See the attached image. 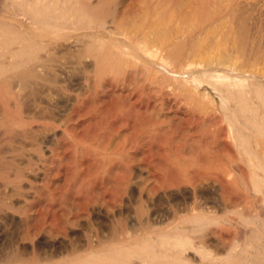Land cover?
<instances>
[{
	"label": "bare ground",
	"instance_id": "bare-ground-1",
	"mask_svg": "<svg viewBox=\"0 0 264 264\" xmlns=\"http://www.w3.org/2000/svg\"><path fill=\"white\" fill-rule=\"evenodd\" d=\"M12 1L21 7L16 8L11 14L3 12L0 17V81L2 82L0 96L3 97L6 106L4 115L0 114L2 115L0 126H5L6 122H9L7 124L9 129L6 131L12 139L10 143L16 144L22 140V143L20 142L22 145L20 147L10 145V149L0 150V188L5 189V196L7 195L8 199L12 196H21L19 195L23 191L21 182L28 177V174H36L39 171L38 162L47 161L42 151L46 147L41 145L42 142L45 143V138L40 143L38 130L42 128L54 132L56 128L62 127L64 137L57 140L58 146L61 145L62 149H65L66 155L70 152L68 157L71 159L73 157V160L79 163L74 162L76 168L81 165L78 166L80 169L75 171V176L79 175L78 177L83 178L82 174H84V181L87 180L91 185L101 183L108 187L109 184L108 189L106 188L107 192L108 190L110 192L107 202L111 206L115 205L121 198L119 197L121 192L126 193L132 187L135 152L138 148L148 145L153 131L162 129V122L152 117L153 108L160 101L163 105L168 103L167 111L172 115L169 124L166 121L170 119L165 120V143L180 139L176 142H179L178 146L176 143L174 145L177 147L178 155L176 154L173 160H170L172 156L165 157L166 164L171 161L170 170L174 171L171 172V180L167 179V182L172 181L168 185L182 186L186 182L202 181V179L207 182L208 179H214L221 183L220 188L222 187L229 195L238 192V197L243 194L247 198L249 194L264 193V83L261 81L264 75V56L263 52L260 53L263 56L261 57L259 52L255 51L251 54L253 50L250 52L247 50L248 47L245 45L249 38L248 25L245 24L247 20H244V15L238 16L237 0H214V9L210 3L211 7L207 9V13L202 12L203 15L200 14L205 3L177 0L181 5L176 3L179 9L176 7L170 17L163 5L167 0ZM175 1L170 0L172 3ZM199 15L203 19L200 20ZM210 32L220 37L214 35L223 42L222 46L214 47L213 43L216 41L214 36L215 41L210 38L213 43L205 44L206 42L201 41L200 37L206 33L211 34ZM208 36L202 39L206 40ZM227 41L238 44L237 51L228 48L225 45ZM218 42H215V46ZM2 48L6 50L1 52ZM160 49L172 58L175 67L169 68L149 54ZM61 50L70 53V63L76 69L79 67L90 69L88 71L90 74L86 76L89 81L87 95L77 98L71 111L69 110L71 113L68 119L65 121L62 119L63 122L58 123L57 118L55 121L52 113L55 111L51 107L39 113L35 112L36 114L28 116L27 120L17 121L9 112L11 102L23 94L26 83H30L27 82L28 79L43 78L56 69L52 64L54 59L51 56ZM188 65H191L190 70H186ZM143 80L148 83L145 84ZM150 80L157 82L156 88L151 85ZM54 82L56 84V81ZM204 84L211 85L221 93L224 105L233 103L231 114L226 117V125L222 120L216 121L217 117L210 119L211 117L208 116L210 113L206 117L204 114L207 113H200L202 110L197 107L199 112L197 109L195 111L191 106L190 100L196 95L199 96ZM117 90L119 92L121 90L122 93L115 96ZM101 92L106 96L109 93L110 99L108 101L104 99ZM186 100L193 107V110L190 109L192 111H188L192 114L196 112L197 115L195 113L191 118L187 117L191 119V127H186L187 130L181 131L180 134L175 120L177 122L178 113L187 104L184 103ZM192 100L195 102V99ZM201 105L203 103L200 107ZM74 117H77L79 122L85 118L89 119L90 122L87 119V126L85 125L86 129L82 127L85 133L81 130V133H78L75 131V126L72 127ZM184 119L180 121L187 123L188 121ZM13 127L18 128L19 131L14 130ZM90 132L93 133L91 137ZM198 133L201 134V139L195 140L194 137ZM229 135L236 141L240 152L239 160L247 165L251 173V181L254 183L252 188L245 190L242 188L243 184L240 187L237 181L235 187L237 185V188L241 189L236 188L234 194H230L233 185L231 183L237 179L232 181V178L242 176L245 170L240 168L244 164H240L238 168L234 165L238 160L234 158L235 155L230 154L226 142ZM191 141L194 145H189L190 148L199 145L202 151L200 150L194 162L191 160L185 162L181 152H185V148L188 149V143L191 144ZM171 146L173 145L170 143ZM47 149L49 150L48 147ZM218 150L227 152V156L221 155V152L216 155ZM32 152L39 154L37 157L39 161L33 157ZM50 153L53 157L57 155L58 159L59 155L56 154L55 148L50 149ZM66 155L59 157L61 159L64 157L65 160ZM238 197L236 199L240 202L242 200L241 203L244 201L246 203L245 197L244 201L242 196L241 199ZM234 199L232 200L231 197L230 202L233 203ZM236 199L235 201H238ZM251 200L249 199L250 202ZM227 201L230 204L229 200ZM227 201H224V204ZM256 201L252 205L249 203L248 208L253 210ZM7 203L4 199H0V207L9 206ZM245 203L241 205L242 208L244 207L243 212L239 213L238 220L241 223L237 222L240 226L242 224L244 229L241 227L242 230L235 231L238 237L235 236L237 239L234 237L231 242H227L232 238V236L229 238L228 234L231 232L228 230L230 228H226L227 225L225 228L221 226L222 221L226 222L227 218L209 217L204 214H208L207 212L192 213V209L191 213L181 212L180 215L173 211L171 223L174 225L170 231L154 233L149 231L147 226L142 227V225L138 233L134 232L137 234H132L128 229H115L110 239V246L95 247L90 243L86 249L72 248L66 257L59 259L60 261H54L50 256L43 258L36 254L29 257L30 259H25L24 256L18 257L16 252L13 259L9 256L10 260H8L6 256L4 262L7 260L10 261L8 264H264V198L262 204H258L260 211L256 214H247ZM182 210L184 212V209ZM186 210L189 211L188 208ZM222 210L224 211V208ZM228 210L225 206V212ZM240 210L235 211L240 212ZM213 222L215 224L221 222L219 225L221 228H218L221 230L224 228L220 233L218 229L219 236L213 231L210 234H200L205 232L204 228L208 229V226L205 227L206 223L214 224ZM230 224L233 228L232 223ZM95 237L101 245L104 239L100 232H96ZM198 237L201 241H195Z\"/></svg>",
	"mask_w": 264,
	"mask_h": 264
},
{
	"label": "rangeland",
	"instance_id": "rangeland-1",
	"mask_svg": "<svg viewBox=\"0 0 264 264\" xmlns=\"http://www.w3.org/2000/svg\"><path fill=\"white\" fill-rule=\"evenodd\" d=\"M193 1L196 3H200V4L205 3L204 6L202 5V8H201L202 10L200 9L201 13L208 12L209 7H211L209 5L210 3L213 6L212 8L214 9V4H213L214 0H208L210 1L209 3L206 2L207 0H193ZM237 2H238L237 8H239V11L237 10L238 12L237 14H239L238 16L244 15V20L246 19L247 21L246 20L245 21L247 23L245 21L244 22L245 24L248 25L247 28L249 30V38L246 41L247 44H245L247 45L248 49L247 47L246 49L249 52L253 50L251 54H254L255 51L259 52V54L260 53L262 54L263 52L262 55L264 56V0H237ZM164 3H165L163 4L164 9L166 10L168 16L169 17L172 16L171 15L173 14L172 12L176 10V7L178 6L176 5V3L179 4L178 1L176 0L174 3H172L170 2V0H167ZM179 5H181V3ZM205 5L207 6L209 5L208 8ZM19 7L21 6L15 5L12 0H0V17L2 16L1 14H3V12L11 14L14 12L16 8H19ZM177 9H179V7H177ZM205 9L206 10L208 9V10L205 11ZM210 11H211V8H210ZM240 12H241V15H240ZM203 13L200 15H203ZM205 16L206 15L204 14V18ZM201 19H203L202 16L200 17V20ZM164 21H165V17H164ZM210 33L211 34L206 33L207 36L209 35L208 38L206 39L207 41L202 39L204 36H205L204 39L206 38L205 34H203L204 36L200 37L201 41L206 42L205 44L213 43L215 40H216L215 41L216 43L219 41L217 46H215L216 45L215 42L213 43L214 47L219 48L218 46L221 45L223 42H220L221 41L219 39L220 37L215 35L216 33H212V32ZM214 35L219 38L217 39ZM213 36L215 40L213 39ZM210 38L214 41L210 40ZM202 44L205 45L204 43ZM225 45H227L228 48H230L234 52L237 51L238 49L237 48L238 44L235 45V42L233 41L232 42L227 41ZM3 50L5 51L6 48H2L1 52ZM165 53L166 52L164 50L160 49V50L151 51L149 54H151L154 59L160 60L162 63H164L169 68L175 67L174 66L175 63L172 60V58L168 57V55ZM261 54L260 56L263 57ZM52 55L53 56L51 57L52 59H54L52 64L55 65V68L57 69V71H55L56 70L55 69L53 70L54 72L52 71V73L44 76L43 78L44 79L46 78L45 81L43 78L31 79V80L28 79L27 82H30V83L28 84L26 83L27 86L26 85L25 86L28 88L25 87V91L23 92L24 95L22 94L23 96L21 95L18 99L11 102L9 112L10 114L14 115L17 121L19 120L21 121L25 119L27 120V117L31 115H35L36 114L35 112L39 113L41 111H45L47 107L49 108L51 107L53 111H55V112H52L54 113L53 117L55 121L57 118L59 119L57 120L58 123L63 122V120L65 121L68 119L69 114L71 113L70 112L71 107L76 102L77 98H81L82 96H84V94L87 95L86 93H88L87 91L89 89L88 88L89 81H87L86 76L90 74L88 72L90 69L89 68L85 69L84 67L83 68L79 67L76 69L70 63L71 61L70 53L65 52L64 50L59 51L58 54L54 53ZM65 66L67 67L65 68ZM262 66L263 64L261 65V67ZM190 67L191 65H188L186 67V70H188ZM58 70L60 71L58 72ZM186 76H188V74ZM51 80L56 81V84L54 81H51ZM261 81L264 83V75ZM38 82H39V85H38ZM143 82L145 83V80H143ZM153 82L154 81L150 80L151 85L156 88L157 82H154L155 84ZM1 83L2 82L0 81V84ZM41 86L43 88H41ZM37 92L40 94H37ZM102 93L103 92H101V95L103 96V98L108 101L110 99L109 93H107V96L104 95V93L103 94ZM118 93L121 94L122 91L120 90L119 92V90H117L114 95L117 96L119 95ZM0 97L2 98V99L0 98V114L4 115L5 107H6L5 101L3 100L2 96ZM195 97H198V98L196 99ZM192 99H195V102ZM192 99L190 100V103H191V106L194 107L195 111H197L198 110L197 108H199V110L200 109L202 110V112L200 111V113H203V114L207 113V114H204V116L207 117L208 113H210L208 116H210L211 118L210 117L208 118L215 119V117H217V119H215L216 121L222 120L224 122L223 123L224 125L227 124L226 117L231 114V109L233 108L234 105L233 103H228L224 105L222 101L221 93L217 91L216 89H214V87H212L209 84H204L203 87L200 89L199 96L196 95ZM198 101H199V104H198ZM186 102L187 100L184 103ZM188 102L185 106L182 107V110L178 113V119L180 117H182V119H179V120L177 119V122L175 120V125L177 124L176 126L179 127L178 129H180V132L181 131L184 132V130H187L188 127H191V119L189 120L188 118H191V116H193V114L196 113L195 112L192 114L190 112L193 110V107H191L190 103ZM201 103H203V105H201L200 107ZM196 104L199 106H197ZM167 107L169 108L168 103L167 104L164 103L163 105L162 101H160V102H157L156 107L153 108V113L151 110V113L153 114L152 117H154L153 119L156 118L160 120V123L162 122L163 124V125L161 124L162 129L160 131H153L152 138L150 139L151 141L149 140V143L147 142L148 145L143 148L142 147L138 148L137 151L135 152V162L133 165V172H132V179L134 181L132 180V187L129 190H127L126 193L124 191L121 192L122 194L119 195V197H121L119 198L120 200L116 202L117 205L116 203L115 205H112L113 207L109 205L107 202L109 201L110 192L109 190L107 192L106 188L108 189L109 184H108V187L103 186L101 183H94V184L92 183L91 185V183H88L87 180L84 181L83 179L84 174H82L83 178H80L81 176L78 177L79 175L75 176L76 174L75 171L77 169H80L78 168L79 165L76 168L75 163L77 162L73 160V157L72 159L69 158L70 152H68V155H66L67 153H65L64 151L65 149L64 148L62 149L61 145L60 147L58 146L57 140L61 137H64L62 127L56 128L54 132L53 131L51 132L47 129L45 130L42 128L38 130L39 132L37 133L40 139V143L45 138V143L42 142L41 145L42 147H46L42 151L45 156L44 158H47V161L38 162L39 160L37 157L39 154L32 152L33 157L34 158L36 157V159L38 160L37 161L35 159L39 163V166H37L39 171L36 174H28V177L24 181L21 182L23 185V191H21L19 194L21 196H17V197L12 196L10 197L11 199H8L7 195L5 196V189L3 187L0 188V193H2L0 194V199L2 200L4 199L5 202H8L7 204H9V206L5 205L3 207H0V211H1L0 212V253H1L0 256L2 255L1 259H3V260L0 259V264H3L4 260L8 258L9 256L10 258L12 257L13 259L15 257L14 255L16 254L18 257L24 256L23 258L25 259L27 258L30 259L31 256L36 254V255H40L43 258L44 256L45 258L51 257L50 259L53 258L54 261H60L61 259L66 257L67 253L72 248L79 247L78 249H84V248L86 249L88 247V244L90 243H91L90 245H93L95 247L110 246L111 245L110 239L112 238V234L114 233L113 231H115V229L116 230L128 229L130 232L132 231L131 232L132 234H137L139 230L141 229V225H142V227L147 226L148 230L154 233L170 231L174 225V223H171V218H172V215H174V212L175 214L179 213L180 215L182 213L184 214L189 213L192 209H193L191 211L192 213L207 212L208 214L206 213L204 214L207 216L209 215V217L211 216L219 217V219L227 218L226 222L225 220L222 221L223 222L222 224L221 222H216V224L215 222H213L214 224L206 223L205 227L208 226V229L204 228V230L206 229L205 230L206 233L203 231V232H200V234L202 233L210 234L213 231L215 234H217V236H219L218 227H220L219 225L221 224V226L224 228L226 227L225 225H227L226 228H230L228 230H231V232H228V234L230 236L229 238H231V236L232 238L228 239L230 241L227 240V242L233 241L235 236L238 237V235H235L236 232H238L239 229L240 230L244 229V226L242 224L240 226L241 222L238 219H240L239 213H241V211L243 212L244 210L243 209L244 207L242 208L241 205L245 203L244 197L246 198V195L245 196H243V194L241 195L244 201L243 203H241L242 200L240 202V200L236 199V197L239 196V193L237 192L236 194H234L237 188V185L235 187V184L238 181L237 184L238 185L240 184L239 185L240 187L243 184L242 188L247 189L249 187L252 188L254 186V183L251 181L252 180L251 173L248 170L247 165L244 164L243 161L241 163V160H239L240 152H239L236 141L234 140L233 136H230V135L226 139V142L231 152L230 154L235 155L234 158L238 160L237 163L234 164L235 167L237 166L238 168L241 166L240 164H244L240 168L241 169L244 168L245 172L244 170L243 172L245 174L243 173V175H246V176H243L241 174L242 176H235V178L231 177L232 181L237 179L234 182L231 181V178L229 179L232 182L231 184H233L231 185L230 194H234L235 196L225 193L226 191L222 189V187L220 188V186H222L221 183L214 179L212 180L208 179L207 182L206 180H203V179L202 181L196 180V182L195 181H192L189 183L186 182L187 184L183 183L182 186L178 185L179 187L171 184L172 186H174V187H171L170 185H168V183L170 184V182L172 183V181L167 182V179L171 180L170 177H172L171 172L173 170H170V166L172 165V163H170L171 162L170 161V162H167L166 164L167 159H165V157L172 156L170 160H173V158L176 157V154L178 155V153H176V148H177L176 146H178L179 142L178 143L176 142L179 138L177 140L175 139L173 142L172 140L171 142L167 141V144L169 146L165 143V120L170 119L169 121H166L167 124H169L172 120L171 119L172 115L169 114L170 111L169 112L167 111L168 110ZM187 107H190V108H187ZM191 108L192 110H190ZM2 115H0V119ZM195 115H197V113ZM212 116L214 118H212ZM184 117L186 118L188 117V118L184 119ZM76 118L74 117L73 118L74 120H72V124L73 123L75 124V125L73 124L72 127L75 126V131H78V133H81V131L85 133L86 131L83 130L82 127L86 129L85 125L87 126L89 119L85 118L83 119L84 121L82 120L81 122H79L80 120ZM183 119L184 121H188V122L186 123V122L180 121ZM189 122H190V125H189ZM6 123L9 124V122H6ZM79 123L81 124V126ZM7 124H5V126H0V150L1 148H4L6 150L10 149V145L11 146L16 145V147L18 146L20 147L22 145L21 144L22 140H20L21 143L20 142H16V144L15 142L10 143L12 139L10 138V135L7 133L8 131H6L9 129ZM13 129L19 131L18 128L13 127ZM182 132L180 134H182ZM83 133L81 135H83ZM90 133L91 135L89 134L88 135L91 137L93 133L92 132ZM200 136L201 134L198 133L196 134L194 139L200 140L201 139ZM46 140H49L50 142ZM178 141H180V139ZM192 142L193 141H191V144L188 143V149L185 148L184 149L185 152L183 151L181 152L183 155L179 153V155H181V157L184 160H186L185 162H190V160L194 162V160H197L196 158L198 157V154H200V152L202 151L201 148L198 147L199 145L192 147L194 145ZM170 143L173 146L175 145V143L177 144L176 146H174L175 149L172 148L173 146L170 147ZM189 145H192L191 148ZM14 146L13 148H15ZM47 147L49 148V150L47 149ZM54 148H55V152H57L56 154H58L59 156L66 155L65 160H64V157L63 159H61L59 156L57 159V155L55 156L56 158L53 157V154L50 153V149L52 150ZM172 149L175 150V153H174V150ZM62 150L64 151L65 154L63 153ZM166 150L168 152H166ZM195 152H197V154ZM220 152H221V155L227 156L226 154L227 152L225 151L223 152V151L218 150V153L216 152L215 153L216 155L217 154L219 155ZM7 155H10V154H7ZM59 163L61 164L59 165ZM73 166H75V168ZM235 169L236 168H234V171L237 172V169L236 170ZM86 176L87 175L85 174V178ZM239 177L241 179L242 177H245V178L240 180ZM197 182H200V183H197ZM84 184L86 185L83 187ZM232 188L235 191H233ZM237 189H241V188H237ZM23 194L25 197L23 196ZM263 194H264L263 192H258L256 193V195L249 194L250 196H247V198L249 197L248 199L246 198V203H245L247 206V207L245 206V212H247V214L248 213L250 214L259 213L258 212L260 211L259 205L262 204V199L264 198ZM251 195L254 197L256 196V198L258 197L259 198L254 199V197H252ZM3 196L4 198H2ZM226 197H227V200H229V202H230L231 197H232V200L235 198L238 201H235L234 199L235 202L231 200L233 203L230 202L229 204L228 201L226 200ZM240 197L238 198L241 199ZM249 199L250 200L252 199L251 202L249 201ZM259 199L261 201H259ZM224 201H227V203H225L226 205L224 204ZM248 201L249 203H251V205L253 204V202L256 201V204L254 203L255 205H253L254 206L253 210L248 208V206L250 205ZM237 202L241 204H238ZM225 206H226V210L229 209L227 212H225ZM222 207L224 208V211L222 210L223 209ZM187 208L189 209V211L186 210ZM246 208H247V211H246ZM182 209H184V212ZM198 210L199 212H197ZM235 210L236 211L240 210V212H236ZM238 221L240 223H237ZM230 223H232L233 228H231ZM237 226H239L238 229H237ZM241 227L243 228L241 229ZM224 228H222V230ZM215 230L217 231V233ZM222 230L219 229V233ZM96 232H100V234L103 236L104 241L101 245H99V243L96 240V237H95ZM134 232H137V233H134ZM199 237L195 239V241H201V238ZM235 239L237 238L235 237ZM21 252H23V254ZM10 258H8V260H10ZM8 262L6 260L4 264H8Z\"/></svg>",
	"mask_w": 264,
	"mask_h": 264
}]
</instances>
